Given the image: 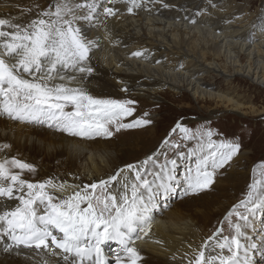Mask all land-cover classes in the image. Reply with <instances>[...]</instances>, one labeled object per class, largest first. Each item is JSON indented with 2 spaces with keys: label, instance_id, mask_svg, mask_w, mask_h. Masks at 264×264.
<instances>
[{
  "label": "bare ground",
  "instance_id": "1",
  "mask_svg": "<svg viewBox=\"0 0 264 264\" xmlns=\"http://www.w3.org/2000/svg\"><path fill=\"white\" fill-rule=\"evenodd\" d=\"M219 1L136 0L138 7H134L132 0H113L112 3L108 0H72L73 4L96 5L91 21L77 22L86 39L93 42L86 61L92 72L69 71V75L77 76L72 86L83 87L90 95L99 98L125 96L147 104H153L162 91L185 92L194 100L219 103L226 111L238 115H264V109L244 106L234 93H223L217 88L219 79L227 83L229 77L238 76L264 90V2L256 20L248 22L237 18L233 13H236L235 9L231 11ZM57 2L0 0V19L25 25L39 18L41 13L53 11ZM105 7L112 8L115 14L106 16ZM129 8H132L131 12ZM77 14L86 15L88 9L78 10ZM134 52L142 55L135 57L132 55ZM208 74L210 81L205 79ZM153 132V128L149 129L151 135ZM158 140L162 143L160 147L154 145V148H149L143 138L131 144H115L110 140L90 142L60 130L53 132L49 130L48 123L28 125L14 122L6 114L0 115V163L15 159L31 165L34 169L32 179L20 176L28 182L51 180L56 186L66 185L63 193L52 187L47 189L56 196L68 195L83 185L108 180L119 172L108 191L119 196L125 191L126 183L130 197L131 185L137 183L136 172L139 171L143 177L145 162L159 160L167 151L164 136H159ZM139 144L143 145L141 151H137ZM245 156L242 153L238 159H248ZM129 166H133L131 170ZM171 168L169 166L168 170L159 173L161 179L150 180V191L139 189L144 201L150 202L152 219L147 235L140 229L131 235L133 243L129 246L134 247L140 256L136 264H190L200 251H204L205 259L231 255L227 248L221 250L217 247L223 242L220 234L202 233L211 225L202 227V223L206 225L214 214L211 209L215 203L208 198H194L183 211L179 204L173 208L175 210H167V206L160 208L161 196L168 189L160 191L156 185H168L166 174L174 180ZM231 178L233 184L228 185L232 188L239 185V175L232 174ZM226 188L227 185H222L220 192ZM18 203L17 200L0 197V213L16 207ZM261 230L264 235V225ZM261 236L259 234L258 238ZM10 244L13 241L9 236L0 232V264H45V261L47 264H80L75 255L61 253L59 249H55L58 255H51L43 249L22 245L8 248ZM110 244L120 251L121 264H129L127 254L116 241L101 245L105 264H108L106 251L110 252ZM238 258H242V261L239 259L240 264L250 263L243 260L242 249L238 250ZM83 264L91 262L86 260ZM216 264H219L218 260Z\"/></svg>",
  "mask_w": 264,
  "mask_h": 264
},
{
  "label": "snow or ice",
  "instance_id": "2",
  "mask_svg": "<svg viewBox=\"0 0 264 264\" xmlns=\"http://www.w3.org/2000/svg\"><path fill=\"white\" fill-rule=\"evenodd\" d=\"M112 2L108 0V3ZM132 4L138 7L136 0H132ZM85 8L88 14H77L78 10ZM95 10L94 3L73 4L72 0H58L53 11H45L25 25L0 19V115L6 114L14 120L48 123L50 127L54 126L69 135L93 138L110 137L112 132L107 126L116 123L122 116L132 114V109L127 107L133 103L131 100L99 99L83 87L72 86L77 76L69 75V71L92 72L86 61L93 42L86 39L77 22L91 21ZM131 11L132 8H129ZM104 14L112 16L115 13L112 8L105 7ZM132 55L140 57L142 53L134 52ZM69 108L70 111L66 110ZM146 123L148 121L137 120L132 124H117L116 130ZM211 135L208 133L209 137ZM220 147L228 151L221 153L219 162L213 160V169L231 160L240 146L221 144ZM8 163L21 171H34L31 165L15 159L0 163V197L19 202L16 207L0 213V232L13 241L8 248L22 245L25 248L43 249L51 255H58L55 249H59L61 253L75 255L80 264L86 260L91 264H105L101 245L116 241L127 254L129 264H136L140 256L134 247L129 246L133 243L131 235L137 229L147 235L152 219L149 215L150 202L146 203L143 193L139 192L140 188L150 191L152 182L142 177L139 171L136 172L137 183L131 185L130 197L126 183L125 191L119 196L108 191L119 172L99 184L83 185L78 191L56 196L47 189L52 187L63 193L66 185L56 186L51 180L28 182L21 179L18 173L9 172L6 168ZM169 163L175 164V161ZM132 167L129 166V170ZM158 167L165 171L163 165ZM155 178L161 179L160 174L157 173ZM187 180L188 189L193 193L207 189L213 183V172L207 170V160L201 161L195 175L190 173ZM258 183L262 182L254 183L248 194L247 203L252 204L249 212L264 206V192L256 193ZM236 215L238 220L247 222V216ZM244 226L230 222L235 235L225 237L222 243L217 244L221 250L227 248L231 255L205 259L204 251H200L190 264H216L217 260L219 264H240L238 250L242 246L240 237L243 236L241 229ZM64 258L67 259V255ZM116 264H121V257H117Z\"/></svg>",
  "mask_w": 264,
  "mask_h": 264
},
{
  "label": "rangeland",
  "instance_id": "3",
  "mask_svg": "<svg viewBox=\"0 0 264 264\" xmlns=\"http://www.w3.org/2000/svg\"><path fill=\"white\" fill-rule=\"evenodd\" d=\"M219 2L227 5L230 10L235 9L236 13H233L237 18L240 20L245 19L249 22L256 20L264 0H220ZM220 10L222 11V8ZM205 79L210 81V75L208 74ZM228 80V84L223 80L220 82V79L217 81V88L221 92L234 93L238 101L244 106H253L257 110L264 109L263 89L238 76L229 77ZM94 97L99 98L97 96ZM99 99L131 100L133 103L127 105V107L132 109V114L122 116L116 123L107 126L112 132L110 137L96 136L83 139L90 142L110 140L115 144L121 142L125 144L130 142L131 144L136 139L143 138L144 141L148 142L147 146L149 148H154V145L160 147L159 145L162 142L158 138L159 136H164V142L168 147L165 155L156 161L148 160L143 172V177L150 181L151 179H156L153 177L157 173L162 174L164 172L161 171L158 165H163L165 170H168L169 166L173 167L171 170L174 172L171 175L174 180L169 179L166 174L164 177L168 185L165 187L156 185L158 189L160 188V191L168 189L167 193L161 196L160 208L163 209V207L167 206V210H171L179 204V209L183 211L190 204L189 201L192 200L191 202H193L194 198L197 200H202V197L205 200L208 198L211 203H215L211 209L214 214L206 225L202 223V227L208 224L211 225L207 231L201 232L208 234L211 231L213 235L219 229V234L224 241L225 237L230 238L235 235L234 229L230 227V222L231 224L240 223L245 225L241 229L243 232V236L240 237L242 246L239 248L244 253L245 259L243 260H249V264H264V235L261 230L264 225V206L256 207L252 212H249L252 204L247 203L248 194L252 191L251 186L257 181L262 183L256 185V193L264 192V115H238L226 111L219 103H213L208 100H194L185 92L177 94L162 91L157 94V99L153 101V104H147L125 96ZM66 110L70 111L71 109ZM137 120L148 121V123L133 128L116 130L117 124H132ZM12 121L28 125H42L29 121L14 119ZM48 128L53 132H59L56 127H50L49 124ZM151 128L154 129L152 135L149 133ZM208 133H212V135L209 137ZM75 137L82 138L79 136ZM221 144H238L240 146L239 151L222 167L213 169V160L219 162L221 153L228 151L227 148L220 147ZM138 146L140 149L137 151H141L143 145L139 144ZM213 153H215V156ZM242 153H245V157L248 159H238ZM173 160L175 164L169 163V161ZM203 160H207V170L213 172V183L207 189L199 193H193L188 189L187 177L190 173L195 175L197 165ZM7 168L8 171L11 170V173H18L25 179H32L33 171H21L12 166L11 163L7 164ZM232 174L240 176L239 180H237L238 182L235 181L240 186L237 184L232 188L228 185L233 184ZM156 183L153 182V184ZM222 185H227L224 192H220ZM98 192L99 189H97ZM183 201L185 202L180 204ZM238 205L239 207H237ZM218 206H220V217ZM229 213H232V215L229 216ZM237 213L247 216V222L238 220ZM225 217H228V219H225ZM249 220L250 222L248 223ZM259 234L262 236L258 238ZM109 248L110 252L106 251V254H108L106 260L108 264H116L117 257L121 253L115 246L111 247V244ZM111 257L113 259H109ZM240 260L242 261V258Z\"/></svg>",
  "mask_w": 264,
  "mask_h": 264
}]
</instances>
